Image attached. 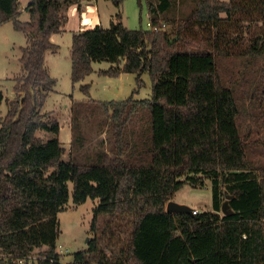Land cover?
Returning <instances> with one entry per match:
<instances>
[{
    "label": "trees",
    "instance_id": "obj_1",
    "mask_svg": "<svg viewBox=\"0 0 264 264\" xmlns=\"http://www.w3.org/2000/svg\"><path fill=\"white\" fill-rule=\"evenodd\" d=\"M79 2L30 0V18L22 20L20 0H0V25L12 22L27 37L16 97L0 125V264H26L35 248H44L40 263L66 264L58 215L70 195L75 204L98 200L94 230L101 214L121 218L126 241L110 257L93 238L69 264H264V138L242 131L241 104L219 75L223 57H240L264 75V0H195L188 13L171 19L173 33L153 29L169 1L148 0L150 29L128 28L118 12L110 27L74 32V84L94 71L95 61L117 64L102 74L136 73L140 85L148 72L152 81L147 98H134L135 89L125 100H74L71 153L85 146L90 105L112 118L107 131L114 143L92 162L63 159L61 124L43 111L57 85L46 53L59 47L52 35ZM122 2L114 0L118 7ZM263 83L264 76L253 97L264 119ZM81 90L89 96L90 84ZM140 111L146 130L136 135L130 120ZM40 129L53 136L43 139ZM204 176L213 182L211 210H167L184 185L203 188ZM224 201L233 213L222 214Z\"/></svg>",
    "mask_w": 264,
    "mask_h": 264
},
{
    "label": "rangeland",
    "instance_id": "obj_2",
    "mask_svg": "<svg viewBox=\"0 0 264 264\" xmlns=\"http://www.w3.org/2000/svg\"><path fill=\"white\" fill-rule=\"evenodd\" d=\"M21 3L23 0H20ZM156 4L159 0H153ZM169 7L160 16V21L166 22L168 31L174 32V25L171 23L173 17L185 15L195 5V0H168ZM121 8V9H120ZM117 8L112 1L104 7L102 20L105 27H110V13L121 12L123 21L128 28L136 29L143 27L151 28V18L148 9V0H123L122 7ZM116 17V16H115ZM29 15H22L21 19H29ZM86 25V26H85ZM79 30H85L92 25L85 24ZM72 32H65L64 35H57L56 40L59 43L58 48L49 50L46 56V65L50 73L57 79V85L52 93L49 94L43 111L49 112L51 118H56L61 124L60 139L65 146L66 152L63 155L64 160L72 157L79 162L97 161V154L100 149L109 150L114 143V137L107 131L108 124L112 118L103 113V109L98 107L95 112L92 110L95 105H90L89 113L92 116L84 120V133L86 135L85 146L79 151L71 153L72 139V107L74 100L90 99L99 102L111 100H125L135 89L134 98L150 97L152 92V81L148 72L143 73L142 83L139 85L135 73H121L117 76H111L100 73L101 69L116 67L109 61H97L94 63L97 72L94 70L84 80L75 83L71 77V47ZM26 34L15 29L12 22L0 26V95H3L0 104V125L3 117L8 111L10 99L16 97L14 85L16 77L21 74L20 57L22 47L27 44ZM260 63L263 62L261 58ZM262 69V68H261ZM259 70L253 74V69L244 65V60L240 57H223L220 64L219 75L223 78L225 84L234 88L236 97L241 104V114L239 116V125L243 132L252 131V136L264 138V119L259 117V112L255 108V94L258 82L263 78V71ZM253 70V71H252ZM252 71V72H251ZM250 80L249 83H247ZM90 84V95H86L81 90L82 84ZM264 84V83H263ZM95 104V103H93ZM94 112V113H93ZM145 111L134 113L130 122L136 124V135L141 129L144 131V125L147 123ZM112 110L110 111V116ZM76 124V122H75ZM38 136L43 139H49L53 133L48 130L40 129ZM98 150V151H97ZM205 186L195 188L190 184L184 185L174 193L171 200L188 204L199 211L212 209L213 182L209 176H204ZM69 187L72 192L73 183L69 181ZM98 204L97 199H88L81 204H75L72 201V195L66 209L59 212V221L61 234L58 239V250L61 253V261L69 264L73 261L75 252L89 247L93 238L98 239L99 249L112 257L125 244V237L120 232L122 227L121 218H115L110 214H101L97 218L96 230L92 228L94 218V209ZM223 214V212H222ZM44 248H35L33 254L26 261L22 262L34 264L40 263L43 258L41 252ZM26 263V264H27ZM98 262L92 261L91 264Z\"/></svg>",
    "mask_w": 264,
    "mask_h": 264
},
{
    "label": "crops",
    "instance_id": "obj_3",
    "mask_svg": "<svg viewBox=\"0 0 264 264\" xmlns=\"http://www.w3.org/2000/svg\"><path fill=\"white\" fill-rule=\"evenodd\" d=\"M110 1H112L113 4L117 8H120L123 5V2H122L119 5V7H118L114 3V0H80L79 3L72 4L69 7V9H68V14H69V21H68V23L62 28V31L61 32L54 33L52 35V40L56 44H59L57 42V40H56L57 35H64L65 32H69V33L72 32V35H73L74 32H78V31H80L79 29L81 27L82 28L84 27L85 22H87V20H92V22L95 23L96 25L102 24L104 26V23H103V20H102V14H103V11H104L103 9L106 6V4H108ZM29 2H30V0H23L22 1V3H21L22 4V13H21L20 18L24 14L30 16L29 11L26 9V6L28 5ZM115 12L110 13V15L111 16H114V15L116 16V13ZM115 16L114 17H110L111 22H112V20H115V18H116ZM22 20H24V19H22ZM25 20H29V19H25ZM94 27H91V28H94ZM26 42H27V38H26ZM48 53H49V50L47 51L46 56H47ZM95 62H97V61H95ZM94 63H93V67H95ZM109 63H111V62H109ZM112 64L113 63H111V65ZM99 69L106 70V69H103V68H99ZM94 70L96 72L98 71L97 68H94ZM122 73H130V72H122ZM139 99H142V98H139Z\"/></svg>",
    "mask_w": 264,
    "mask_h": 264
},
{
    "label": "water",
    "instance_id": "obj_4",
    "mask_svg": "<svg viewBox=\"0 0 264 264\" xmlns=\"http://www.w3.org/2000/svg\"><path fill=\"white\" fill-rule=\"evenodd\" d=\"M193 207L188 205V204H184V203H180L174 200H170L167 203V210L168 211H185V212H192L193 211ZM222 211L224 214H231L233 213V208L231 207V205L229 204L228 201H224L223 205H222Z\"/></svg>",
    "mask_w": 264,
    "mask_h": 264
},
{
    "label": "built area",
    "instance_id": "obj_5",
    "mask_svg": "<svg viewBox=\"0 0 264 264\" xmlns=\"http://www.w3.org/2000/svg\"><path fill=\"white\" fill-rule=\"evenodd\" d=\"M85 24H88V25L90 24V25H92V27H94L96 25L95 23L92 22V20H87V22H85ZM166 27H167V23L161 22V24L153 26V29L154 30H160V29H164ZM198 211L199 210L196 208L193 209V213H197Z\"/></svg>",
    "mask_w": 264,
    "mask_h": 264
}]
</instances>
